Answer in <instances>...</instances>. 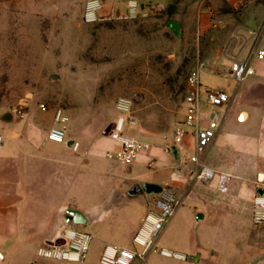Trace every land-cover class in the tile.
<instances>
[{"label": "crops", "instance_id": "obj_1", "mask_svg": "<svg viewBox=\"0 0 264 264\" xmlns=\"http://www.w3.org/2000/svg\"><path fill=\"white\" fill-rule=\"evenodd\" d=\"M190 2L194 10L191 22L195 32L206 38L203 45L207 49L205 54L209 56L208 64L202 66L200 74L205 70L206 77L213 81H207L213 85L208 89L224 91L231 97L229 104L212 107L207 102L206 90L203 91L201 126L213 129L215 139L198 158L202 165L214 172V179L204 182L195 177L197 166L191 157L195 154L196 138L192 130H188L180 147L174 146L175 131L183 128L181 124L173 131L171 141L163 145L135 138L130 129L128 135L150 145L151 150L143 153L132 166H124L106 158V154L116 147L109 137L102 136L107 129L102 124L88 129L93 120L87 126H78L68 137L66 145H58L46 140L54 125L57 108L47 107L43 112L37 104L18 116L3 117L0 113V138L3 140L0 142V264H36L38 261L51 264L37 258L36 253L42 245L56 239L58 231L65 227L62 215L66 214H61V210L81 212L79 209H87L81 213L85 217L93 216L94 211L114 194L118 203L112 210L100 220L86 224L95 225L96 231H100L102 245L97 251L91 247L83 264H98L107 245L138 250L135 246L136 249L131 248L133 238L147 213L154 209L156 197L149 195L143 185L161 189L168 187L176 192L182 205L173 221L181 208L187 206L189 225L197 226L195 232L205 226L197 244L191 242L185 247L189 252H182L184 248L176 244L173 248L162 244L172 221L158 240L161 247L190 257L197 256L191 262L150 256L146 264L264 262V227H255L252 223L254 199L256 196L264 197V62H254L255 74L240 85L228 77L231 63L245 59L257 47L253 34L264 21V0ZM197 6L200 10L196 12ZM141 9L143 12L148 8L142 4ZM122 12L126 13L127 8ZM218 24L222 30L211 35L209 29L217 28ZM227 52L231 53V59ZM222 59L225 61L223 65ZM58 109H62L69 118V133V109ZM75 120L82 124L84 114L76 112ZM73 141L80 143L78 153L71 149ZM155 142L161 141L156 139ZM172 147L180 152L181 170L178 173ZM83 164L89 169L86 187L89 201L82 199ZM150 164L153 168H149ZM67 170H73L71 179L79 182L68 196ZM222 180H226L225 192L219 189ZM138 206L144 207L146 212L137 224L129 228L127 215L130 209ZM40 225L45 227V233L35 231ZM27 231L34 237L30 238Z\"/></svg>", "mask_w": 264, "mask_h": 264}, {"label": "rangeland", "instance_id": "obj_2", "mask_svg": "<svg viewBox=\"0 0 264 264\" xmlns=\"http://www.w3.org/2000/svg\"><path fill=\"white\" fill-rule=\"evenodd\" d=\"M87 1L0 0L1 115L18 116L37 104L69 109L70 137L78 126H87L90 120L93 121L88 129L96 128L98 123L108 128L115 119L116 101L127 98L134 101L137 118V126L130 131L133 137L153 145L169 143L178 124L183 125L187 77L192 70L206 67L209 58L203 45L206 38L195 32L191 22L194 10L190 0H136L140 10L142 4L148 9L133 17L128 11L122 12L129 0H101L102 20L94 24L83 21ZM171 21L181 26L179 38L166 28ZM221 30L218 24L209 32L217 35ZM230 54L227 52L229 59ZM224 63L222 59L221 65ZM201 75L203 91L212 88L213 81L206 77L205 70ZM76 112L84 114L82 124L76 123ZM156 139L161 142H155ZM88 172L83 164V201L90 200L86 191ZM71 178L73 170H67V196L79 184ZM188 209L183 206L172 220L167 241L162 240L164 246L173 248L176 244L184 248L182 252H189L185 247L191 242L197 244L205 226L195 232L197 226L189 225ZM79 210L85 213L87 209ZM145 212L141 206L130 209L126 225L133 227ZM75 228L95 235L93 251L102 245V235L95 225H75ZM35 231L46 232L42 225ZM30 233L27 231L33 238ZM131 248L136 249L134 244ZM187 256L188 261L197 257Z\"/></svg>", "mask_w": 264, "mask_h": 264}, {"label": "built area", "instance_id": "obj_3", "mask_svg": "<svg viewBox=\"0 0 264 264\" xmlns=\"http://www.w3.org/2000/svg\"><path fill=\"white\" fill-rule=\"evenodd\" d=\"M139 3L130 1L128 15L135 16L141 12ZM103 3L101 0H88L84 7L83 21L87 24L100 22ZM257 47L243 60H235L231 63L228 77L238 85L255 74L254 62H264V21L256 33L253 34ZM201 70H192L186 80V95L183 101L184 119L181 122L183 128L175 131L174 146L183 144L188 130H192L196 138L195 154L191 161L197 166L195 177L204 182L212 181L215 177L213 171L202 165L198 156L212 144L215 139V131L211 128L201 126V103L203 97V85L201 81ZM207 102L212 107H222L231 102V97L224 91L206 90ZM43 112L47 111L45 105H40ZM116 119L109 134L110 141L116 149L106 154V158L124 166H132L137 159L151 150V146L128 135L130 129L137 126V118L134 115V101L120 98L115 103ZM23 118V116H22ZM54 125L48 131L46 140L66 145L68 141L67 125L69 118L62 109L54 113ZM3 140L0 138V142ZM81 146L79 142L73 141L71 149L78 153ZM149 168H153L150 164ZM226 180H222L219 189L227 190ZM182 205L181 199L176 192L170 188L162 189L161 193L154 198V209L147 213L142 220L141 226L133 238V244L138 250H130L114 245H107L102 251L98 264H146L150 256L162 259L187 262L188 256L180 252L161 247L158 240L177 214ZM252 223L255 227H264V197L256 196L252 212ZM72 225V224H71ZM65 226L57 233V238L52 241H62L60 246L42 245L36 253L37 258L59 263H84L90 253L94 236L87 232H81L75 226Z\"/></svg>", "mask_w": 264, "mask_h": 264}, {"label": "water", "instance_id": "obj_4", "mask_svg": "<svg viewBox=\"0 0 264 264\" xmlns=\"http://www.w3.org/2000/svg\"><path fill=\"white\" fill-rule=\"evenodd\" d=\"M166 28L176 37L179 38L181 35V26L178 22H169L166 25ZM113 124L110 125L102 134L103 137H108L111 130H112ZM172 152H173V157L176 161V173L179 172V170H181L180 167V152L176 150L175 147H172ZM143 189L149 194V195H159V193H161L162 189L160 187H154V186H150V185H143ZM154 193H151V192ZM118 203V197L116 196V194H114L111 198H109L104 205H102L101 207L97 208L94 211V215L93 216H89V217H85L81 212L76 211V210H71V209H62L61 210V214H68L71 218L68 219L69 221L66 222L65 226H70V223H72L71 226H75V225H86L87 223L90 222H96L97 220H100L105 213L109 212L112 210L114 204ZM199 222V221H198ZM60 229V228H59ZM58 229V230H59ZM57 230V231H58ZM63 242L62 241H56L55 243L52 242H48L47 245H55V246H60L62 245Z\"/></svg>", "mask_w": 264, "mask_h": 264}, {"label": "flooded vegetation", "instance_id": "obj_5", "mask_svg": "<svg viewBox=\"0 0 264 264\" xmlns=\"http://www.w3.org/2000/svg\"><path fill=\"white\" fill-rule=\"evenodd\" d=\"M63 217H62V221L64 222V223H66L67 221H69L68 219H70L71 217L68 215V214H66V215H62ZM72 223H70V225H71Z\"/></svg>", "mask_w": 264, "mask_h": 264}, {"label": "trees", "instance_id": "obj_6", "mask_svg": "<svg viewBox=\"0 0 264 264\" xmlns=\"http://www.w3.org/2000/svg\"><path fill=\"white\" fill-rule=\"evenodd\" d=\"M138 189V188H137ZM134 194V193H133Z\"/></svg>", "mask_w": 264, "mask_h": 264}]
</instances>
